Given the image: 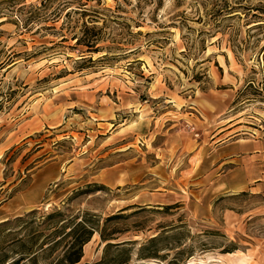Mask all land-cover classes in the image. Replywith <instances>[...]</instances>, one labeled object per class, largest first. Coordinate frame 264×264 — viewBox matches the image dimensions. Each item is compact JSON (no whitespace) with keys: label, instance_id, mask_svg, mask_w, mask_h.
<instances>
[{"label":"rangeland","instance_id":"1","mask_svg":"<svg viewBox=\"0 0 264 264\" xmlns=\"http://www.w3.org/2000/svg\"><path fill=\"white\" fill-rule=\"evenodd\" d=\"M32 210L2 239L98 226L75 264H264V0H0V222Z\"/></svg>","mask_w":264,"mask_h":264},{"label":"trees","instance_id":"2","mask_svg":"<svg viewBox=\"0 0 264 264\" xmlns=\"http://www.w3.org/2000/svg\"><path fill=\"white\" fill-rule=\"evenodd\" d=\"M11 1V0H7ZM52 0H42V6H46L47 2H50ZM86 6V4H83ZM236 7H244V6H224L223 8H220L219 10L215 11L214 15H220L223 11L233 10L236 9ZM230 8V9H228ZM254 9V8H253ZM261 8L255 7V10H260ZM71 10H75V12H80L81 14H87L89 9L87 7H79V8H71L66 12V17L71 14ZM36 18V16H33ZM92 19L94 17H91ZM93 23V21H91ZM70 28H74L71 24V20H67L65 22ZM83 32L85 37L76 36L77 33H75L76 43L77 44H87L88 52H99L100 46L98 44L101 40V34L98 31L95 24L89 25V21L83 22ZM86 51V52H87ZM91 58V57H90ZM85 59V58H83ZM91 60V59H90ZM90 187L93 184H89ZM37 213V210L30 211L26 216H18L14 218L13 220L8 219L3 222H0V264H36L39 260V258H47L49 257L55 250H57V247L61 244L63 241V238L66 236L74 235L77 231V228L79 226L83 227V232L79 235H76L74 240H72L67 248L64 250L63 256L60 258H57L56 264H75L81 261L83 257V247L86 243H88L91 238L93 237L94 233L96 231H99L98 226L93 224L92 222L84 221L83 219L79 221H69L68 223L73 224V228L70 229L62 238H54V234L58 232H53L51 235H49L47 238H45V241L41 243L37 248L36 245L38 244V239L42 235L40 232H31L28 234H25L23 236H16L9 240H3V236L6 229H10L9 226L13 225L14 223H19L25 221L26 218H31ZM123 214H114L110 216V219L121 217ZM57 216H63V213L61 211H56L54 213H50L47 215H43L44 219L49 220H55L58 221ZM48 220V221H49ZM65 220V219H63ZM61 220V221H63ZM47 221V222H48ZM44 221V223H47ZM34 223V222H32ZM11 232V231H9ZM60 232V231H59ZM64 233V232H61ZM114 233V232H113ZM113 233H104L101 232L102 239L104 241H107L112 238ZM157 236L153 237L155 239ZM47 239L50 242H47ZM126 242L121 243H112L108 242L105 246V250H109L111 247H117L118 249L120 246L125 244ZM121 250V249H120ZM13 252L15 253V256H9V253Z\"/></svg>","mask_w":264,"mask_h":264},{"label":"crops","instance_id":"3","mask_svg":"<svg viewBox=\"0 0 264 264\" xmlns=\"http://www.w3.org/2000/svg\"><path fill=\"white\" fill-rule=\"evenodd\" d=\"M3 219H6V218H3Z\"/></svg>","mask_w":264,"mask_h":264}]
</instances>
